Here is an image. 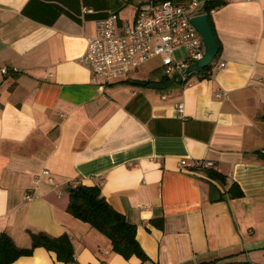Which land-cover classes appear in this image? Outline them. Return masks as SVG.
I'll return each instance as SVG.
<instances>
[{"label":"crops","instance_id":"1","mask_svg":"<svg viewBox=\"0 0 264 264\" xmlns=\"http://www.w3.org/2000/svg\"><path fill=\"white\" fill-rule=\"evenodd\" d=\"M144 1L0 0V234L21 248L32 233L65 235L75 257L39 246L11 264H264V0L212 11L219 51L209 76L155 87L147 82L165 75L156 56L123 82L94 84L81 58L96 19L118 12L132 23ZM194 160L213 162L224 180ZM78 183L100 185L136 225L146 261L115 252L68 211Z\"/></svg>","mask_w":264,"mask_h":264},{"label":"built area","instance_id":"2","mask_svg":"<svg viewBox=\"0 0 264 264\" xmlns=\"http://www.w3.org/2000/svg\"><path fill=\"white\" fill-rule=\"evenodd\" d=\"M206 0H146L140 4L135 21L120 24L118 12H110L95 21V33L87 38L82 61L92 72V82L98 86L123 82L147 60L160 56L165 75H178L188 82L184 70L201 59L205 52L202 36L192 23V17L200 14ZM84 13L93 9L84 7ZM186 50V58L179 61L176 48ZM224 62L216 67L222 68ZM6 72V69H3ZM222 94L219 93V96ZM182 116L183 108L177 107ZM186 159L179 161L185 167ZM211 161H193V168L213 167ZM43 174L50 175L49 170ZM50 180L52 177L49 176ZM31 198V195L28 196Z\"/></svg>","mask_w":264,"mask_h":264},{"label":"trees","instance_id":"3","mask_svg":"<svg viewBox=\"0 0 264 264\" xmlns=\"http://www.w3.org/2000/svg\"><path fill=\"white\" fill-rule=\"evenodd\" d=\"M225 0H206L201 13L208 15L211 20L213 10L225 4ZM212 26V23L210 21ZM213 28V26H212ZM214 31V29H213ZM215 34V32H214ZM216 37V35H215ZM217 58V57H216ZM216 58L210 65L200 70L204 75L209 76L215 66ZM175 79L163 75L161 79H151L147 83L155 87H165L174 82ZM211 178L224 180V177L213 167H204ZM238 187V185H237ZM235 192V193H234ZM234 195H241L242 190L238 187V191H234ZM70 200L68 203V211L90 223L93 227L103 232L112 243L115 252L130 258L133 255L141 258L142 261L148 259L145 251L136 238V225L129 222L124 214L116 210L102 195L100 185H85L82 183L71 184L69 186ZM218 198H222L220 195ZM44 246L49 250L57 252L58 258L65 262L75 260L72 244L67 236L51 237L44 232L32 233V245L29 248H21L17 246L6 233L0 234V264H11L17 258L30 255L34 249ZM200 264H254L247 261H224L215 259L201 262Z\"/></svg>","mask_w":264,"mask_h":264},{"label":"water","instance_id":"4","mask_svg":"<svg viewBox=\"0 0 264 264\" xmlns=\"http://www.w3.org/2000/svg\"><path fill=\"white\" fill-rule=\"evenodd\" d=\"M192 23L200 33L203 39L205 52L201 59L189 65L183 72V74L189 76L191 73L198 72L207 67L216 58L219 45L215 37L213 28L210 24L208 15L200 13L192 17Z\"/></svg>","mask_w":264,"mask_h":264},{"label":"rangeland","instance_id":"5","mask_svg":"<svg viewBox=\"0 0 264 264\" xmlns=\"http://www.w3.org/2000/svg\"><path fill=\"white\" fill-rule=\"evenodd\" d=\"M178 55H179V53H178ZM185 56H186V53H183V54L180 53L179 59L183 60V59H185ZM159 63H160V59L158 57H156L154 59L149 60L148 65H151V64L154 65V64H159Z\"/></svg>","mask_w":264,"mask_h":264}]
</instances>
